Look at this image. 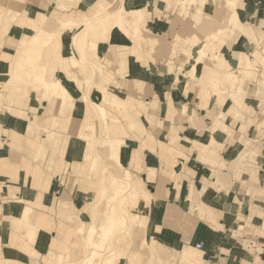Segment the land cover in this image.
<instances>
[{
  "label": "crops",
  "instance_id": "0c3cea01",
  "mask_svg": "<svg viewBox=\"0 0 264 264\" xmlns=\"http://www.w3.org/2000/svg\"><path fill=\"white\" fill-rule=\"evenodd\" d=\"M9 6L0 12L14 15L0 30V81L10 74L34 83L25 73L41 72L74 99L58 107L28 87L0 85V100L10 102L0 111V264L48 261L50 252L63 261L74 253L65 239L75 231L64 202H74L79 215L93 200L80 183L64 180L65 170L85 157L77 132L101 120L120 170L141 178L135 180L150 202L156 196L146 232L161 242L160 261L166 246L183 264H264V153L257 167L242 156L245 141L264 142L255 107L264 89V0H11ZM122 6L137 11V27L96 28L110 32L99 42L90 28L87 42L99 47L87 60L76 38L72 50V30L47 47L31 38L49 16L67 14L84 24ZM232 15L243 27L236 38ZM192 42L202 44L196 60H181L178 50ZM257 53L262 58L247 67ZM36 88L45 94L44 85ZM96 103L108 112L107 123Z\"/></svg>",
  "mask_w": 264,
  "mask_h": 264
},
{
  "label": "rangeland",
  "instance_id": "374dc122",
  "mask_svg": "<svg viewBox=\"0 0 264 264\" xmlns=\"http://www.w3.org/2000/svg\"><path fill=\"white\" fill-rule=\"evenodd\" d=\"M4 1L5 2L0 1V12L1 9L4 10L5 7L8 6V10L4 11L9 13V9H12L9 6L11 5V0ZM50 1L57 2V0ZM12 6L15 8V4H12ZM134 14L137 15V11L131 9L127 10L125 6H122L118 9V11L108 14L106 17H98L96 19H92L91 21H87L84 24H78L73 21L72 24L63 26L67 27L66 30L73 31L71 36L72 50H74L73 42L76 38L82 43L81 53H83V60H87L85 55H95L99 47L88 44L87 42V40H89V36L87 35L89 34L90 28L93 31L96 28L101 29V27H103V29L113 26L125 28L127 24L131 25L133 28H136L138 24V20H136V18H139L140 16L134 17ZM10 15L6 14L3 18L0 16V30H2L5 22H13L14 15L12 14V17ZM231 18L233 19V22H230L229 25L233 27L235 31L232 35H230V37L236 38L240 34L243 27L239 25V21H237V17L235 15H232L230 20ZM210 20V23L212 21L215 22L209 26L211 29H214L213 27L217 25V19L215 16H212ZM83 26H86L87 28H84ZM41 27L34 28V31L40 32L39 28ZM198 28H200V26H198ZM211 29L204 30V32L201 31L200 33H208L211 31ZM94 32L100 34V37L97 36V39H95L96 37L94 38V40H97L98 42L102 38L103 40L106 39V35L110 34V32L105 30H97V32ZM4 33V31L0 32V35ZM167 38V35H163V40L165 39V41H167ZM90 39L93 41L92 38ZM37 42L43 44L44 46L49 43H45V41ZM186 42L189 41L186 40ZM192 44L194 45L190 46L188 49L180 48V50H178V53L182 58L181 60H184L185 56H189L190 61L196 60L195 55L198 52L197 49L202 44L200 45L198 42V45H196L194 42H192ZM261 58L262 54L257 53L254 62L252 64H248L247 67L250 66L252 68L253 65H256ZM209 59L210 58L207 56L204 58V60ZM84 63L91 66L96 65L93 63L89 64V62ZM97 66L99 67L100 64H97ZM184 67L185 66H181L179 71H184ZM196 71L193 74L194 77H197ZM244 73L247 74L248 72H238V74L241 76H243ZM25 74L28 76L30 75L31 79L33 78V72H26ZM252 76L256 78V73L252 72ZM5 79L6 80L3 79L0 81V85H2L4 89L11 88L12 90H20L19 86L28 87L32 89L31 91H35L37 93L40 101H43L41 95L43 90L42 88H36L34 83L25 81L23 79L10 80V74L9 76L7 75ZM75 88L78 91V87L75 86ZM99 88H102V86H99ZM73 99L74 96L70 91V96H68V101H66L67 105L71 104L73 106ZM44 101H46L48 105L54 104L57 106L58 104V107L64 105L63 103L56 101L53 97L50 101L49 99ZM4 102H8L10 104L9 100L7 99L0 100V111L3 110ZM263 102L264 89L257 94V99L255 100V107H257V110L259 111V118L257 120L258 123L264 120V112L261 110ZM102 103H104V101ZM96 104L100 108V115L102 119H104L105 123H107L106 116L108 115V112L102 106L103 104ZM102 123L103 120H101L97 126L92 127L85 125L80 128L81 130L78 131L76 135L86 142L84 160L80 163H68L67 165L69 168L65 170L66 177L64 180L66 181L69 179L68 182L71 185L72 183H80L81 188L91 192V199L93 200V202H89L86 206H82L79 209V215L76 213L77 208L74 202H64L65 206L69 209V214L71 217L68 218V221L70 222L68 223L75 231V233L68 231L69 234H66L65 239L68 238V240L71 241V247L74 249V253L67 255L68 258L63 259V261H59V256L61 254L50 252V260H32L30 264H89L88 254L90 252L91 243L97 242L101 235L105 237V228L107 226H109L112 232L111 234H108L106 241L102 244L103 250L99 256V259L95 260V263L92 262L91 264H105V262H108V264H183V262L180 261V253L172 252L166 246L165 249L161 250L162 261L157 258L156 247L158 245L160 246L161 242L159 243V241L155 238L149 239L146 232L149 216L152 210L153 199L156 198V196L152 198V201L150 202L149 193L147 191H142L135 180V178L139 177H136L134 174V177L131 174H128L127 167H124V172L123 170H120L122 169L120 167H123L120 157H115L113 155L114 148L112 142L108 141V136L110 133L107 124H105L103 129ZM262 124H264V121ZM72 131L75 134L74 130L71 128V132ZM110 136L113 137V135ZM262 138L264 141V132L262 133ZM262 153H264V142H254L250 139L247 142L245 141V150L242 156H245L247 165H253L257 167L258 165L256 156ZM39 157L41 158V156ZM40 158L37 157L36 159L38 160ZM116 165L118 166L119 171H116V168H114ZM72 170H75L74 176L71 174ZM67 199H70V196L67 197ZM139 218L142 221H139ZM144 219L146 220V223H144ZM81 226L82 230L79 228ZM91 226L95 228V231H90Z\"/></svg>",
  "mask_w": 264,
  "mask_h": 264
},
{
  "label": "bare ground",
  "instance_id": "6f19581e",
  "mask_svg": "<svg viewBox=\"0 0 264 264\" xmlns=\"http://www.w3.org/2000/svg\"><path fill=\"white\" fill-rule=\"evenodd\" d=\"M133 16L139 17L138 14L137 15L134 14ZM139 18H136V20H139ZM72 22L73 21L70 20V18L68 17L67 14L64 15L62 18H59L58 20L54 19L52 16H49L46 23L41 28H39L40 32H38L39 33L38 35H36V33H35L36 31H33L32 38L35 41H43V42L45 41V43H47L50 41V39L52 37L56 36L59 33L62 34L63 31L65 32L67 27H64L63 25H69V24H72ZM47 45H48V43L46 44L45 47H47ZM40 64H41V66H43L45 64V54H44V57H43ZM33 78H34V85H36V87H40L43 85L46 87L44 89L45 94L42 96V100H45L46 98L54 97L56 101L63 103V104L66 103V100H67L68 96H70V94L67 91V87L63 83H60L57 81L54 83L45 82L43 74L41 72H33ZM114 98H116V97H114ZM31 211H32L31 209L26 208L25 212L28 214ZM79 228H80V230H82V226ZM90 229H91L90 231H95V228L93 226H91ZM105 229H106L105 230V237L106 238L103 237V235H101L100 238L97 240V242L91 243L90 252L88 254L89 264H91L95 260L99 259V256L103 250L102 244L106 241L108 234H111V232H112V230L109 228V226H107ZM105 264H108V262H105Z\"/></svg>",
  "mask_w": 264,
  "mask_h": 264
},
{
  "label": "built area",
  "instance_id": "2783aa9c",
  "mask_svg": "<svg viewBox=\"0 0 264 264\" xmlns=\"http://www.w3.org/2000/svg\"><path fill=\"white\" fill-rule=\"evenodd\" d=\"M261 110L264 112V102L262 103Z\"/></svg>",
  "mask_w": 264,
  "mask_h": 264
}]
</instances>
